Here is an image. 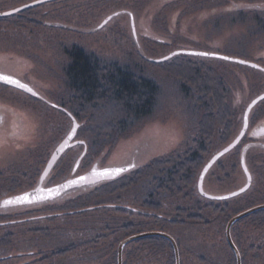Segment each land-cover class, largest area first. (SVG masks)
<instances>
[{
	"label": "rangeland",
	"instance_id": "374dc122",
	"mask_svg": "<svg viewBox=\"0 0 264 264\" xmlns=\"http://www.w3.org/2000/svg\"><path fill=\"white\" fill-rule=\"evenodd\" d=\"M30 1L0 0V12ZM245 2H240V5ZM257 2L263 3L264 0ZM231 4L228 0H49L20 13L0 17V70L22 78L42 95L39 99L0 87V112L5 114L7 120L6 126L0 127V133H4L2 139H6L0 144V198L28 188L35 178L39 181L52 153L73 126L72 118L56 107H65L73 113L80 103L67 75V67L71 63L69 50L73 45L82 46L108 63L125 65L135 73L154 80L158 86L151 114L137 120L125 131H121L120 127H113L109 132L105 130L99 141L91 135L78 137L91 141L94 151L101 145L107 151L117 142L109 158L94 154V161L86 168L82 162L78 172L92 168L95 162L107 167L130 160L135 149L146 152L137 156L138 161L143 162L157 155L193 147L201 130L202 116L206 113L197 102L199 95L195 97L183 87L184 80H181L180 73L177 77L174 70L163 68L166 65L149 60L166 56L177 49H193L220 53L264 66V26L259 24L257 16L251 11L244 14L222 12L225 6L235 9V5ZM111 15L113 19L100 26ZM131 16L136 22V35ZM146 34L167 41V45L158 46ZM190 57L209 61L211 64L205 67H211L212 74L218 73L228 89L223 92L219 85V98L223 96L220 101L226 110L217 112L220 104L214 101L213 110L219 118L213 129L215 136L205 143L203 156L194 165H200L198 170L196 167L191 169L188 190L166 194L162 190L158 192L155 185H148L143 180L133 182L116 194L103 196L102 203L93 200L84 216L60 214L53 219L51 215L56 214L48 213L58 209H41L36 210L35 215L25 216V220L32 216L40 217H33L29 223L2 222L0 243L6 244L0 246V257L8 258L0 260V264H113L119 244L134 227L147 228L150 225L154 228L160 224L155 219L148 226H144L145 223L135 226L139 224L136 218L141 216L128 213L132 211L127 208L133 207H139L142 211V201L147 197V190L151 189L156 193L153 200L159 202L154 207V216L162 215L167 220L182 219L178 223L180 225H172L170 221L169 225H164L179 242L183 264H236L226 235L230 221L226 219L227 212L214 214L205 206L203 210L198 209L194 206L193 195L198 191V180L206 163L238 136L246 108L264 92V71L223 59ZM184 73L186 71L181 75L185 76ZM214 85L218 86L217 81ZM107 100L88 106L81 102V105L94 111L96 104L100 103L102 120L106 125L115 117L118 108L116 103ZM78 108L76 116L80 122H85ZM250 116V130L254 131L255 126L264 123V100L253 108ZM9 123L13 125V131L8 130ZM223 139L227 141L221 143ZM260 141H264V137L259 139L257 145H252L253 141L247 144L251 147L246 155L253 182L245 199L238 202L244 207L264 203V143ZM242 145L245 146V142ZM83 151V146L77 145L63 156L46 183H57L70 177ZM240 152V149L234 148L213 165L204 180L207 191L229 193L246 184ZM54 202H57L56 205L62 204L60 200ZM106 203L121 205L128 212L122 210L119 214ZM51 204L45 205L50 208ZM181 209H186L188 214L200 213L203 219L179 218ZM34 219L37 221L34 222ZM252 222L244 221L240 227L232 230V237L240 241L241 248H238L242 264H264V226ZM103 232H107L104 239H97L96 236ZM95 241L99 243L94 244ZM132 242L126 244L125 248ZM72 243H75L76 251L64 258L41 260L49 253H39L47 250L43 248H67ZM125 248L123 264H165L164 258L161 261V258L154 257L148 263L147 260L140 262L132 259L131 253L125 254ZM141 256L145 258L146 253Z\"/></svg>",
	"mask_w": 264,
	"mask_h": 264
},
{
	"label": "trees",
	"instance_id": "16d2710c",
	"mask_svg": "<svg viewBox=\"0 0 264 264\" xmlns=\"http://www.w3.org/2000/svg\"><path fill=\"white\" fill-rule=\"evenodd\" d=\"M246 1V0H245ZM242 0H228V2L232 3L231 5H239V2H245ZM258 0H247L243 5L244 7H239V10H232L226 8L223 9L224 13L232 12L234 14H244V12H252L257 16V20L259 24L264 26V4L258 3ZM27 12V11H26ZM20 15V14H19ZM176 15V14H175ZM149 36V35H147ZM153 42L158 44V46H166L167 41L159 39L155 36H151ZM157 38V39H156ZM191 55H176L175 57L168 59L166 61L160 62L159 64L166 65L163 68L167 69V71L174 70L176 76H179L184 83H182L185 89H189L190 94L196 97L198 94L197 102L199 105L204 109V115L202 116V121L200 123L201 130L199 136L194 141V146L191 148H187L185 150L180 151L174 150L167 154L157 155L151 158L147 163L142 165L139 168L134 169L129 175L117 178L113 181L105 182L104 184L100 185L98 188H91L89 191L78 194L73 198L65 201H61L62 204L56 205L52 203L50 208L45 205L44 207H40L36 209L40 211L41 209L48 210H59L56 212H50L48 214H56L51 215V218L55 219L58 218V215L63 214L65 216H73V215H81L84 216L88 207H91L93 204V200H97L102 196L107 194H116L119 192L120 189L132 185V183H138L140 181L145 180L148 185H155L157 187V191H161L168 194V193H183L188 190V185H190V176L191 169L196 167V171L198 170V166H194L197 164L201 157L203 156L204 149L207 142L215 136L214 130L216 123L218 122L219 118L217 117V112H221V109L224 111L226 108L225 105L221 103V98H219V85L223 92L227 91V87L224 81L221 79L218 73L214 72L211 67H205L206 65L211 64L209 61L204 59H194L190 57ZM69 57H71V63L67 67V75L70 79L71 87L76 89V93L79 96V110L81 112V118L85 122H80V118L76 116L77 107H75V112L73 111L75 117L81 123L80 128L78 130V136H86L91 135L95 138L96 141L101 140V135L105 133V130L112 131L113 127H120L121 131H125L128 126L132 125L137 120L141 119L144 116L151 114L153 106L155 104V97L158 93V86L154 80L148 79L145 76L139 75L134 71L130 70L129 67L125 65H121L117 62H110L107 60L102 59L98 55L93 52L87 51L82 46L73 45L69 50ZM153 62V61H152ZM205 67V69H204ZM184 73L185 76H182L181 73ZM189 71V72H187ZM190 71H193L190 73ZM218 83V86L214 84ZM194 97V98H195ZM108 99V100H107ZM109 101V103H116L117 110L115 111V117L111 118L106 125L103 123L104 118H102L101 107L100 103L96 104V109L94 111H90V108L84 107L82 108L81 102L83 105L88 106L97 101ZM214 101L217 104H220L217 108V112L213 110V103ZM223 102V101H222ZM98 105V106H97ZM229 108V106H227ZM102 108H104L102 104ZM101 110V111H100ZM117 111L119 113H117ZM90 112L92 113L90 116ZM116 119V120H114ZM225 122V119H224ZM225 124V123H224ZM231 126V125H230ZM88 127H93L92 129ZM219 132V131H217ZM216 133V132H215ZM223 133V132H222ZM227 135V134H226ZM229 137V136H228ZM227 137V139H228ZM257 136H245L241 143L236 147L237 150L240 149V162L242 158L243 149L250 150V144L252 141V145H257L254 139H257ZM227 139H223L221 143L227 141ZM249 139V142L247 141ZM252 139V141H250ZM243 146L242 144H244ZM101 143V142H100ZM103 143V142H102ZM117 142L113 143L112 146L106 151L104 146L97 148L96 151L93 148L94 145L91 141L86 140V153L83 156V164L84 168L88 164H90L94 158V154H98L104 156L105 158L110 154L111 150L115 148ZM242 145V146H241ZM84 148V146H83ZM105 150V151H104ZM194 176V175H193ZM247 192V191H246ZM246 192L242 193L238 196H235L231 199H222V200H212L202 196L199 191L194 192L195 202L194 206L198 209L209 208L214 214L216 213H226L227 221L230 220L233 216L239 214L240 212L251 208L253 206L259 204H249L248 206L244 207L245 205L241 206L239 201L245 199ZM188 196V195H186ZM159 204L158 201H152L149 205L147 202L144 204V208L142 205L141 213L137 211L128 212L125 209H122L121 205H113V204H106V206L111 207L113 210L120 211L125 210V212L130 213L131 215L138 214L141 217L136 218L139 224L135 225L138 226L140 224L148 226L156 219V222H160L158 227L152 228L150 225L149 227H134L131 233H129L126 237L131 235L146 232V231H165L172 234L165 224L169 225L168 222L170 221L172 225H180V221L182 219H165V216H154L153 210L155 205ZM262 204V203H260ZM56 205V206H54ZM205 206V207H204ZM248 207V208H247ZM36 210L34 211H27L26 215L28 214H36ZM132 210V209H131ZM130 210V211H131ZM25 215V216H26ZM130 215V216H131ZM145 215V216H143ZM179 218H188L189 220H198L201 221L203 219L202 214H188L186 209H181ZM43 216V215H40ZM8 219L12 217L7 215L4 216ZM38 217V216H36ZM144 217V218H143ZM133 218V217H132ZM176 218V217H174ZM32 219V218H31ZM21 221V223L30 222V220ZM40 219V217H38ZM158 219V220H157ZM13 219H11L12 222ZM186 219H184L185 221ZM253 221L257 226H264V209L259 210L255 213L250 214L247 217L242 218L241 220L237 221L233 226V231L240 227L244 221ZM26 221V222H25ZM37 221L34 219V222ZM187 221V220H186ZM9 220V223H11ZM18 223V221H16ZM37 230V228H35ZM33 229V230H35ZM46 232H48V229ZM44 232V230H42ZM104 231V230H103ZM107 233V232H106ZM106 233H102L97 235V239L103 240ZM173 235V234H172ZM174 236V235H173ZM175 237V236H174ZM96 239V240H97ZM177 240V238L175 237ZM236 245L241 248V244L239 239H234ZM1 241V240H0ZM94 244L99 243L98 241L93 242ZM92 243V244H93ZM179 245V242L177 240ZM6 243H0L4 245ZM231 247V246H230ZM75 243H72L67 248H43L47 250H41L39 253L48 252L47 255L42 256L41 260H46V258L51 257H60L64 258L68 253L76 251ZM180 248V247H179ZM232 249V248H231ZM125 254L131 253L132 259H138V261L143 262L147 260V263L151 260L149 258L156 257L155 259H162L164 258L165 264H176V255L173 248L172 243L165 237L162 236H148L145 238L137 239L132 242V244L128 245L125 248ZM233 251V257L235 256L236 264H237V257ZM142 253H146V257L142 258ZM117 253L115 254V259L113 264H118ZM181 255V250H180ZM2 259H6L8 257H0ZM39 260V261H41ZM50 261V259H47ZM125 264V263H124ZM149 264V263H148ZM163 264V262H162ZM181 264L182 259H181Z\"/></svg>",
	"mask_w": 264,
	"mask_h": 264
},
{
	"label": "water",
	"instance_id": "95a60500",
	"mask_svg": "<svg viewBox=\"0 0 264 264\" xmlns=\"http://www.w3.org/2000/svg\"><path fill=\"white\" fill-rule=\"evenodd\" d=\"M46 1H49V0H35V1H32V2H30L28 4L22 5L20 7H17V8L11 9V10H7V11H4V12H0V17L18 13V12H20V11H22L24 9H27V8L33 6V5L40 4V3H43V2H46ZM16 9H19V11H17ZM109 17L112 18L113 16L111 15ZM108 18L106 19L107 21H109ZM104 22L101 24V26L106 24ZM132 26H133L134 33L136 35L134 19H132ZM181 53H183V54H193V55H198V53H209V55H207L208 57H214V58L228 57V59H224V60L231 61V62H237V63H240V61H244V63H240V64L248 65V66H251V67H254V68H257V69L264 70V66H262L260 64H257L255 62L247 61V60L240 59V58L231 57V56L220 54V53L207 52V51H201V50H188V49L176 50V51L170 53L169 55L158 59V61L167 60V59H169V58H171V57H173V56H175L177 54H181ZM200 56H204V55H200ZM0 75H7V76H10V77H12V78H14L16 80H19L21 83L26 84L29 88H31L32 92H28L25 89H21V90H24V91H26V92H28L30 94L35 93V96H40V94L31 85H29L28 83L24 82L20 78L14 76V75L5 73V72H1V71H0ZM0 82L4 83L3 81H0ZM10 86L16 87L14 85H10ZM16 88H18V87H16ZM262 100H264V92L262 94H260L259 96H257L253 101H251V103L246 108L244 116L245 115L248 116L247 127H244V123H243V127H242L239 135L229 145H227L225 148H223L222 150L217 152L208 161V163L203 168V170L201 172V175L199 177V181H198V189H199L200 193L203 196H205L207 198H210V199H229V198H233L235 196H238V195L246 192L251 187L252 174H251V171L249 170V167L247 165L244 153H243V156H242V167H243V169H245V167H247V172H245L246 176H247V183L243 187H241V188H239V189H237L235 191H232V192H229V193H225V194H219V195L218 194H212V193H209V192H207L205 190V188H204V180H205V177H206L207 173L212 168V166L221 157H223L225 154H227L228 152L233 150L240 143V141L242 140V138L244 137V135L248 131L249 123H250V115H251V112H252L253 108ZM73 121H74V125L73 126L79 125V127H80V124H79V122L77 121V119L75 117H73ZM79 127L76 128L75 135H73L71 139L68 138L69 134H70L69 133L67 135V137L61 142V144L56 148V150L52 154V156H51V158H50V160H49V162H48V164H47V166H46V168H45V170H44V172H43V174L41 176L40 184L34 190L28 192V193H32L33 194V202L32 203L44 202V201L52 200V199H55L57 197L62 196L63 194H65L66 192H68V191H70L72 189L79 188V187H84V186H89V185H94L97 182H100L102 180L114 179V178L120 176L123 172L127 171L128 169H130L131 166L99 168L98 165L95 164L93 166V168L89 172H87L85 174H82L80 176L68 179L65 182H63L61 184H58V185H55V186L44 187L43 186V182L45 181L47 176L50 174L51 170L53 169V167L55 166V164L57 163L59 158L63 155V153L67 149L77 145L80 142V141H74V139H75V137L77 135ZM241 132H243V135H241ZM254 132L257 135H264V125L258 126L255 129ZM66 140H67V143H65ZM61 146H63V147H61ZM225 149H228V150L225 151ZM83 155L80 157V159L78 160L77 164L75 165V169H77L79 167V164L81 162V159H82ZM53 157H55V159H53ZM116 168H122V169H124V171L119 173V174H112V175L107 176V177H98V176H94L93 175V171L94 170L103 171L105 169H116ZM45 172L47 173V175L44 174ZM249 175H251V181L250 182L248 180V176ZM81 176L88 177V179L85 180V181H81L80 183H77V184H70L69 183V181L78 180L79 177H81ZM48 188H59V192L54 194V195H52L51 197H49L48 193L46 191L41 192V189H45L46 190ZM242 188H244L245 190L241 191ZM233 193H236V195H233ZM37 196H44L45 198L44 199H35V197H37ZM25 204H28V203H25ZM263 209H264V203L256 205V206H253L251 208H248V209L240 212L239 214L235 215L234 217H232L230 219V221L228 222V224H227V227H226L227 239H228V242H229L231 248L234 250V252L236 254L238 264H242V256H241V253H240V250H239L238 246L236 245L235 241L233 240L232 227L237 221L241 220L242 218L247 217L250 214L255 213V212L259 211V210H263ZM148 236H162V237L167 238L173 245V248H174V251H175V255H176V264H181L180 249H179V245L177 243V240L175 239V237L172 234H170L168 232H165V231H146V232H142V233L131 235V236L127 237L126 239H124L123 241H121V243L119 244V249H118V264H123V251H124V248H125L126 244L130 243L131 241H134V240H137V239H141V238H145V237H148Z\"/></svg>",
	"mask_w": 264,
	"mask_h": 264
},
{
	"label": "flooded vegetation",
	"instance_id": "af4514ba",
	"mask_svg": "<svg viewBox=\"0 0 264 264\" xmlns=\"http://www.w3.org/2000/svg\"><path fill=\"white\" fill-rule=\"evenodd\" d=\"M239 5H240V2L238 3ZM263 4H264V2H263ZM239 5H235V9L234 8H229V7H227V9L229 8L230 9V11H232V10H239L238 8L241 6H239ZM238 7V8H237ZM136 23V22H135ZM148 34V33H147ZM146 34V35H147ZM0 87L1 88H5V89H14V90H17V91H20V90H18V89H15V88H12V87H9V86H1L0 85ZM20 92H22V91H20ZM67 115H69L68 113H67ZM70 116V115H69ZM0 117H2L3 118V123L2 124H0V127L1 126H6V122H7V120H6V117H5V114H3L2 112H0ZM71 117V116H70ZM7 127H8V130L10 131H13L14 130V127H13V125L12 124H7ZM261 143H264V141H261ZM264 145V144H263ZM69 151H67L66 153H65V155L68 153ZM144 154H146V152H144V151H142V150H140V149H135L134 150V152L132 153V155H131V157H130V160L128 159H126V160H123V161H119V162H121L120 164H114V166H131L130 167V169H128L126 172H124L121 176H119V178L121 177H124V176H127V175H129L134 169H136V168H139V167H141L142 165H144L145 163H147L148 162V160L147 161H143V162H140V161H138V157H140L141 155H144ZM138 156V157H137ZM152 158V157H151ZM128 161V162H127ZM124 162V163H123ZM127 162V163H126ZM126 163V164H125ZM80 169V168H79ZM85 172H87V170L85 171ZM85 172H78V171H76L74 174L72 173V175L70 176V177H74V176H76V175H79V174H82V173H85ZM69 178V177H68ZM35 181H32V183L28 186V188H25V189H22V190H20V191H17V192H12V193H10V194H8V195H6V196H4V197H1L0 198V201H3V199H5V198H11L12 196H17V195H20V194H23V193H26V192H28V191H30V190H33L35 187H37L36 185L38 184L37 182H39V181H36L37 179L35 178L34 179ZM106 181H101V182H98L97 184H95L94 186H85V187H79V188H75V189H73V190H71V191H69V192H66L65 194H63L62 196H60L59 198H57L55 201H65V200H69V199H71V198H73L74 196H76V195H78V194H81V193H84V192H87V191H89V189H91V188H93V189H95V188H98L100 185H102V184H104ZM54 184H56V183H54ZM45 185L46 186H50V185H53V183H49V184H47V183H45ZM147 197H146V199H144V201H142V205H144L146 202L150 205L151 203H152V201H153V197H154V195L156 194V193H153V191H152V189L151 190H147ZM101 198H104L103 196L102 197H100L98 200H96L97 202H101L102 203V201H104V199H101ZM50 203V202H49ZM51 203H53V201L51 202ZM103 203H105V202H103ZM106 204H109V203H106ZM104 205V204H103ZM113 205H117V204H113ZM42 206V204L40 203V204H36V203H31V204H29V205H18V206H7V207H0V220H2V221H0V223H2V222H9V220H10V222H11V219H13L12 220V222H16V221H18V222H21V221H24V219H26L25 218V215H26V212L27 211H34V210H36V209H38V208H40ZM128 210H131V209H129V208H127ZM137 211V212H139V213H141V210L139 209V207H133L132 208V210L131 211ZM7 215H9V216H11V215H13L14 216V218H10V219H8V218H6V217H4V216H7ZM35 215V214H34ZM29 217H31V216H29ZM33 217H36V216H32L31 218H33ZM3 218V219H2ZM30 221H32V219L30 220ZM143 258V257H142ZM137 260L138 259H140V257H138V258H136ZM149 259H154V257L152 258H149ZM152 260H150V261H152Z\"/></svg>",
	"mask_w": 264,
	"mask_h": 264
},
{
	"label": "snow or ice",
	"instance_id": "6c2138e0",
	"mask_svg": "<svg viewBox=\"0 0 264 264\" xmlns=\"http://www.w3.org/2000/svg\"><path fill=\"white\" fill-rule=\"evenodd\" d=\"M241 7H243V5H241ZM16 10L19 11V9H16ZM129 15H131V14L129 13ZM108 19L110 20L111 17H109ZM107 22L108 21L106 20L104 23H107ZM198 55L207 56V55H209V53H198ZM221 58L222 59H228V57H221ZM240 63H244V61H240ZM0 81H3L4 83H6L8 85H14L20 89H25L28 92H32V89L29 88L26 84H23L19 80H16L10 76L0 75ZM33 95H35V93H33ZM69 115H71V114L69 113ZM247 122H248V116L245 115L243 117L244 127H247ZM2 123H3V118L0 117V124H2ZM78 127H79V125H75L70 129V134L68 137L69 139H71L72 136L75 135L76 128H78ZM4 132H6V130H4ZM13 135H15V133H13ZM241 135H243V132H241ZM3 136H4V133H0V137H3ZM4 142H6V139L0 138V144H2ZM65 143H67V140L65 141ZM61 147H63V146H61ZM227 150L228 149H225V151H227ZM53 159H55V157H53ZM244 170H245V172H247V167H245ZM123 171H124V169H122V168L105 169L103 171L94 170L93 175L98 176V177H107V176H110L112 174H119ZM44 174L47 175L46 172ZM87 179H88V177L81 176V177H79L78 180H72V181H69V183L70 184H77V183H80L81 181H85ZM248 180H249V182L251 181V175L248 176ZM244 190H245L244 188L241 189V191H244ZM44 191H46L48 193V196L51 197L52 195L59 192V188H48L46 190L41 189V192H44ZM233 195H236V193H233ZM44 198H45L44 196L35 197V199H44ZM32 202H33V194L26 192V193H23L21 195H17L13 198H9V199L0 201V207H7V206L19 205V204H25V203L31 204Z\"/></svg>",
	"mask_w": 264,
	"mask_h": 264
},
{
	"label": "bare ground",
	"instance_id": "6f19581e",
	"mask_svg": "<svg viewBox=\"0 0 264 264\" xmlns=\"http://www.w3.org/2000/svg\"><path fill=\"white\" fill-rule=\"evenodd\" d=\"M14 112V111H13ZM14 115H16V113L14 114ZM13 116V115H12ZM13 118H14V116H13ZM13 121H14V119H13ZM12 124H14V122H12ZM1 138H3V137H1Z\"/></svg>",
	"mask_w": 264,
	"mask_h": 264
}]
</instances>
